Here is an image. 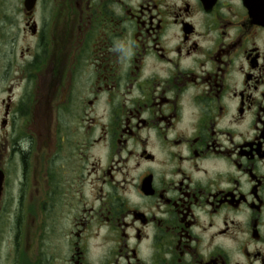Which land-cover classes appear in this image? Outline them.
<instances>
[{
  "label": "flooded vegetation",
  "instance_id": "flooded-vegetation-1",
  "mask_svg": "<svg viewBox=\"0 0 264 264\" xmlns=\"http://www.w3.org/2000/svg\"><path fill=\"white\" fill-rule=\"evenodd\" d=\"M17 15L4 263L264 264V6L21 0Z\"/></svg>",
  "mask_w": 264,
  "mask_h": 264
},
{
  "label": "rangeland",
  "instance_id": "rangeland-1",
  "mask_svg": "<svg viewBox=\"0 0 264 264\" xmlns=\"http://www.w3.org/2000/svg\"><path fill=\"white\" fill-rule=\"evenodd\" d=\"M20 7H21V0H0V123L2 119L1 103L3 97L5 96L3 91L4 85L1 81V76L4 71L5 63H6L4 60V52L5 50H7L6 42L2 37V33L4 32V26H5L4 17L6 16V14H8V16H10V18H12L16 24L17 19L19 18V16L17 15V11L20 10ZM3 41L5 42V44L3 43ZM3 231H4V223L0 221V258H1L0 264H5L4 257L8 251V247H6L7 239Z\"/></svg>",
  "mask_w": 264,
  "mask_h": 264
},
{
  "label": "water",
  "instance_id": "water-1",
  "mask_svg": "<svg viewBox=\"0 0 264 264\" xmlns=\"http://www.w3.org/2000/svg\"><path fill=\"white\" fill-rule=\"evenodd\" d=\"M249 1V5L251 7H257L260 5L264 6V0H247V2ZM34 0H27V6H30V4H33Z\"/></svg>",
  "mask_w": 264,
  "mask_h": 264
}]
</instances>
